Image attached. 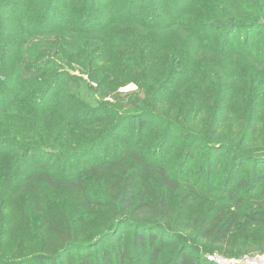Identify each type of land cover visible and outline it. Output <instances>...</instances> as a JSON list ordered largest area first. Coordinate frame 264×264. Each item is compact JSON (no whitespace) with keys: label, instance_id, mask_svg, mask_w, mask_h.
Returning a JSON list of instances; mask_svg holds the SVG:
<instances>
[{"label":"trees","instance_id":"16d2710c","mask_svg":"<svg viewBox=\"0 0 264 264\" xmlns=\"http://www.w3.org/2000/svg\"><path fill=\"white\" fill-rule=\"evenodd\" d=\"M251 252L264 0H0V264Z\"/></svg>","mask_w":264,"mask_h":264},{"label":"rangeland","instance_id":"374dc122","mask_svg":"<svg viewBox=\"0 0 264 264\" xmlns=\"http://www.w3.org/2000/svg\"><path fill=\"white\" fill-rule=\"evenodd\" d=\"M83 80L88 81L87 76H83L82 77ZM92 83L95 85L93 86ZM91 86V88H96V83L94 82H90L89 84ZM118 92L120 93H130V92H134L137 90L136 85L133 83H127V84H123L120 83L118 88H117ZM216 93V90L213 91V94ZM107 102H111L112 99H110V97L105 99ZM212 259H214L215 261H217L219 264H225L229 263V264H264V253H252L251 254H245V255H241L239 257H233V258H222L219 255L213 254L212 255ZM232 262V263H230Z\"/></svg>","mask_w":264,"mask_h":264},{"label":"built area","instance_id":"2783aa9c","mask_svg":"<svg viewBox=\"0 0 264 264\" xmlns=\"http://www.w3.org/2000/svg\"><path fill=\"white\" fill-rule=\"evenodd\" d=\"M92 85L95 86L93 83H92ZM224 263H225V264H229V263H226V262H224ZM230 263H232V262H230ZM232 264H233V263H232Z\"/></svg>","mask_w":264,"mask_h":264}]
</instances>
